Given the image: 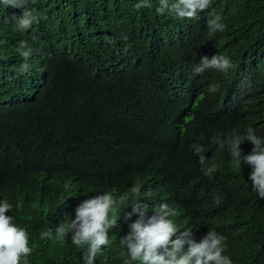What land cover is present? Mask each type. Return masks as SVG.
<instances>
[{
    "label": "trees",
    "instance_id": "16d2710c",
    "mask_svg": "<svg viewBox=\"0 0 264 264\" xmlns=\"http://www.w3.org/2000/svg\"><path fill=\"white\" fill-rule=\"evenodd\" d=\"M137 2L35 0L40 22L24 32L11 22L21 10L0 4V201L29 233L27 264H83L70 234L61 243L41 233L74 219L83 200L133 185L183 207L197 242L209 231L226 237L233 264H264V199L250 166L236 167L213 140L248 127L264 137V0H212L195 20ZM210 11L224 31L209 35ZM21 40L34 49L22 75ZM217 54L235 68L193 72ZM194 143L217 165L211 177ZM240 147L247 155L253 145ZM128 232L113 228L95 264H123Z\"/></svg>",
    "mask_w": 264,
    "mask_h": 264
},
{
    "label": "clouds",
    "instance_id": "9594fccd",
    "mask_svg": "<svg viewBox=\"0 0 264 264\" xmlns=\"http://www.w3.org/2000/svg\"><path fill=\"white\" fill-rule=\"evenodd\" d=\"M35 0H0L6 8L20 9L19 17L13 15L11 22L15 30L24 32L40 22L41 13L35 6ZM158 15L169 14L178 19H198L200 14L210 9L212 0H158ZM136 9L152 7L151 0H138ZM207 27L209 35L225 30L226 25L215 11L208 12ZM126 39V37H124ZM17 52L24 58L18 72L22 75L30 69L27 61L34 49L26 41H19ZM235 68L231 59L221 55L211 58L204 56L195 65L193 72L203 74L208 70L226 73ZM210 92H216L220 85L213 83ZM221 149L227 147L233 164L241 168L247 164L251 168L249 179L253 191L264 199V137L257 136L252 127L246 129L243 137L232 135L224 139L213 137ZM248 141L252 151L242 155L241 144ZM199 159L204 175L211 177L217 171L215 163H209L205 149L201 144L190 146ZM132 200L131 204L127 202ZM215 202L220 203L219 197ZM13 205L7 200L0 201V264H27L32 254L28 231L7 215ZM129 227L127 235L119 240L118 255L123 264H233L231 258L224 255L226 237L216 231H209L197 242L195 231L191 228L189 217L183 207L175 201L141 191V186L133 185L129 191L119 197L104 192L93 198L83 200L75 209V218L66 217L53 231L46 229L41 238L64 242L71 235V243L83 253V264H95L98 256L110 243L109 232L115 228Z\"/></svg>",
    "mask_w": 264,
    "mask_h": 264
}]
</instances>
